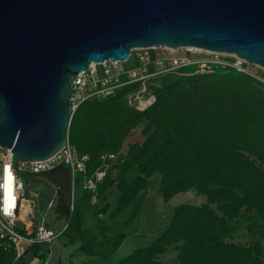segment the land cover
<instances>
[{"label":"trees","instance_id":"16d2710c","mask_svg":"<svg viewBox=\"0 0 264 264\" xmlns=\"http://www.w3.org/2000/svg\"><path fill=\"white\" fill-rule=\"evenodd\" d=\"M212 66L201 73L192 63L154 77V101L142 110L127 101L138 83L74 110L68 140L88 160L85 174L75 175L72 197L68 166L39 173L58 188L54 207L67 244L89 257L113 258L139 216L148 180L159 175L164 201L187 191L203 201L176 206L148 245L112 264H162L158 258L168 247L179 264H264V83L232 67ZM139 125L143 141L124 152L125 139ZM104 153L119 156L95 192L84 189L83 179L101 166ZM113 189L118 195L111 207ZM93 219L99 222L90 225ZM239 232L245 241H235ZM43 246L33 244L23 255L30 252L44 264ZM23 255L0 247V264H18Z\"/></svg>","mask_w":264,"mask_h":264},{"label":"water","instance_id":"95a60500","mask_svg":"<svg viewBox=\"0 0 264 264\" xmlns=\"http://www.w3.org/2000/svg\"><path fill=\"white\" fill-rule=\"evenodd\" d=\"M147 47L231 54L264 69V0H0V146L12 163L62 149L73 81L90 63Z\"/></svg>","mask_w":264,"mask_h":264},{"label":"built area","instance_id":"2783aa9c","mask_svg":"<svg viewBox=\"0 0 264 264\" xmlns=\"http://www.w3.org/2000/svg\"><path fill=\"white\" fill-rule=\"evenodd\" d=\"M134 50L136 51L135 61L130 66L124 64L129 55L123 61L107 59L102 62H92L87 69L79 73V76H75L70 92L72 113L86 100L101 99L114 95L121 88L134 83H138L139 88L137 92L135 91L132 106L139 110L144 109L154 101V95L148 91L154 77L174 72L188 64L197 63L185 56L172 54L176 50L168 47H147ZM169 51H172V53ZM204 51L210 55L211 64L232 67L248 74L245 65L249 64L243 59L231 54ZM228 55L232 57L225 58V60L219 58ZM261 69L264 71L263 68ZM146 93L148 99L146 100L147 105H144V107L142 106V96ZM118 156V153L102 154L100 157L101 166L90 176L83 179V188L95 192L96 185L102 181L107 169L117 160ZM87 160V155L79 156L76 148L69 143L67 133L65 145L62 149L44 160L16 161L13 164L11 149L0 146V247L6 249L12 246L16 258H19L33 244L52 243L62 234L65 228L54 231L46 226L43 221L39 222L37 220V203L32 197L25 196L23 174L35 175L60 164L66 165L70 168L71 173L72 197L75 175L78 173L85 174ZM57 190L58 188L55 187V198ZM94 199L93 196L92 200ZM54 206L55 202L50 200L48 207L53 208Z\"/></svg>","mask_w":264,"mask_h":264},{"label":"rangeland","instance_id":"374dc122","mask_svg":"<svg viewBox=\"0 0 264 264\" xmlns=\"http://www.w3.org/2000/svg\"><path fill=\"white\" fill-rule=\"evenodd\" d=\"M188 48L177 49L174 53H172V51L169 52L177 56H185L189 60L197 62L198 72H212L213 64L210 63V55L204 50L198 48ZM135 55L136 51H131L130 56L124 64L129 66L132 65L135 61ZM231 57L232 56L228 55L219 58H223V60H225V58L229 59ZM245 68L251 77L264 83V71L260 67L249 64L245 65ZM151 85H155V82H152L149 86ZM137 89L127 95V101L130 106H132V103L134 102L135 91L137 92ZM148 91L151 92V89L149 88ZM148 91L147 93H149ZM147 93L142 96V106L147 105ZM141 128L142 125L137 126L127 136L123 144L124 152L129 144L135 142L141 143L143 141L144 137L141 134ZM114 174H116V171ZM23 177L26 181L25 196L34 197L37 203V220L39 222L43 221L46 226H49L54 231L61 229L63 224L60 220L55 218L56 215L54 208L48 207V202L50 200L54 202L56 200L54 195L55 187L49 185L47 180L41 174H23ZM159 179V175H154L148 180V187L147 191L143 194L142 209L139 216L125 229L126 239L118 248L113 258L109 260L96 259L95 261H88L86 264L115 263L119 259L131 253L134 249L148 245L155 236L159 235L167 227L176 206L182 203L199 204L203 201L202 196L197 195L192 191L178 193L170 200L164 201L159 192ZM117 195L118 192L113 189L107 196V200L109 202H114ZM64 240L65 238L60 236L50 244H43L44 246L41 248L42 252L47 255V260L45 259L44 264H66L64 259L71 252V248L68 244L65 247L61 245ZM245 240L246 238L241 234V232H239L235 237V241L237 242ZM174 253L175 251L172 248H168L160 256V259L164 264H178ZM41 263L42 261L34 257L30 252L23 255L22 260L18 262V264Z\"/></svg>","mask_w":264,"mask_h":264},{"label":"crops","instance_id":"0c3cea01","mask_svg":"<svg viewBox=\"0 0 264 264\" xmlns=\"http://www.w3.org/2000/svg\"><path fill=\"white\" fill-rule=\"evenodd\" d=\"M56 201V200H55ZM96 201V199H94V200H92V202H95ZM109 202V201H108ZM110 203V206L111 207H113L114 205H115V201L113 202V201H111V202H109ZM54 208V211H55V207H53ZM55 215H56V213H55ZM55 218H56V216H55ZM99 219L101 220V221H104V222H106V223H108V221H109V219H108V216L107 215H100L99 216ZM96 221H98L99 222V220L98 219H93V220H89V224L91 225V224H94ZM65 226L64 225H62V227H61V229H59L58 231H60V230H62L63 228H64ZM60 236H62V234L60 235ZM59 236V237H60ZM58 237V238H59ZM64 237V236H63ZM156 237V236H155ZM154 237V238H155ZM65 238V240H64V242L63 243H61V245L62 246H66L67 245V239H66V237H64ZM153 238V239H154ZM57 239V238H56ZM126 239V238H125ZM124 239V240H125ZM152 239V240H153ZM123 243V242H122ZM68 246H70V248H71V252L68 254V256L67 257H65V259H64V262H66V264H86L88 261H95L96 259H98V258H96V257H89V256H86V255H84L81 251H79L78 250V245H69L68 244ZM121 246V245H120ZM146 246V245H145ZM168 248H172V247H168ZM167 248V249H168ZM137 249V248H136ZM166 249V250H167ZM173 249V248H172ZM118 250V249H117ZM135 250V249H134ZM133 250V251H134ZM174 250V249H173ZM132 251V252H133ZM175 251V250H174ZM130 254V253H129ZM175 257H176V254H177V252L175 251ZM162 255V254H161ZM160 255V256H161ZM160 256H159V258H158V260L162 263V264H164L163 262H162V260L160 259ZM46 260H47V255H46ZM176 260H177V258H176ZM63 262V263H64ZM177 262H178V260H177ZM65 264V263H64ZM179 264V263H178Z\"/></svg>","mask_w":264,"mask_h":264},{"label":"bare ground","instance_id":"6f19581e","mask_svg":"<svg viewBox=\"0 0 264 264\" xmlns=\"http://www.w3.org/2000/svg\"><path fill=\"white\" fill-rule=\"evenodd\" d=\"M191 48V47H190ZM189 49V48H188ZM190 50H192V49H190Z\"/></svg>","mask_w":264,"mask_h":264}]
</instances>
